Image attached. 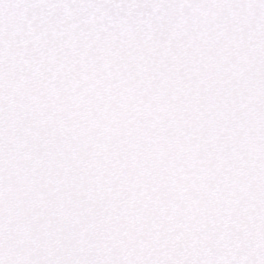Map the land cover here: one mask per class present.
<instances>
[{"label": "snow or ice", "instance_id": "1", "mask_svg": "<svg viewBox=\"0 0 264 264\" xmlns=\"http://www.w3.org/2000/svg\"><path fill=\"white\" fill-rule=\"evenodd\" d=\"M0 264H264V0H0Z\"/></svg>", "mask_w": 264, "mask_h": 264}]
</instances>
